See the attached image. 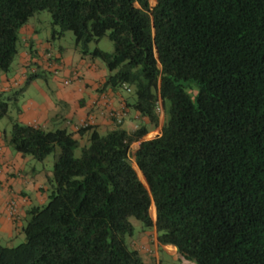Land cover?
Listing matches in <instances>:
<instances>
[{"label":"trees","instance_id":"16d2710c","mask_svg":"<svg viewBox=\"0 0 264 264\" xmlns=\"http://www.w3.org/2000/svg\"><path fill=\"white\" fill-rule=\"evenodd\" d=\"M40 11L54 36L72 31L82 54L105 63L104 87H124L148 121L81 126V145L66 128L13 117L9 147L38 161L60 152L47 203L27 210L25 241L0 242V264H146L134 219L197 264H264V0H0V72ZM106 35L113 52L89 47ZM22 96L0 93V120L22 111ZM160 106L162 130L143 140Z\"/></svg>","mask_w":264,"mask_h":264},{"label":"crops","instance_id":"0c3cea01","mask_svg":"<svg viewBox=\"0 0 264 264\" xmlns=\"http://www.w3.org/2000/svg\"><path fill=\"white\" fill-rule=\"evenodd\" d=\"M20 34L22 42L18 57L11 70L0 75V93L21 89L24 96L29 87L38 92L37 96L29 95L21 101L22 111L17 115L20 122L46 129L66 128L77 139H81L78 130L86 121L102 132L116 128L118 124L110 115L113 110L125 109L122 127L129 131L148 121L127 105L131 99L129 93H122L121 88L104 87L109 71L97 58L83 56L76 48L71 53L62 48L50 51L48 43L39 40L32 23L24 25ZM53 60L54 63L51 62ZM49 73L54 83L46 89L41 81L49 83ZM68 80L70 82L66 83ZM162 126L160 120V126L151 128L148 134L162 130ZM3 130L0 129V236L11 237L22 225L27 210L33 205H43L48 200L52 170L38 168L29 157L13 152L4 141ZM146 136L143 140L157 135ZM139 144L134 142L132 148L138 149ZM13 199L18 203L16 217L11 215L9 209ZM151 213L156 220L154 206ZM132 244L140 251L146 264H168L170 260L190 263L179 254L177 247L159 242L156 227L144 230L140 224Z\"/></svg>","mask_w":264,"mask_h":264},{"label":"rangeland","instance_id":"374dc122","mask_svg":"<svg viewBox=\"0 0 264 264\" xmlns=\"http://www.w3.org/2000/svg\"><path fill=\"white\" fill-rule=\"evenodd\" d=\"M150 5L153 7L156 5L157 0H149ZM28 23H32V27L35 30L36 35L39 37V40L44 41L45 44L48 43V47L50 49V51H55L62 48L65 52H69L71 53L72 50H74V48H76L75 46V36L73 34L72 31H65L62 35L61 34H56L54 36L53 33V25H52V16L51 13L49 11H40L38 13H36L30 20ZM21 42H22V35L20 34V42H19V48L21 46ZM89 47L93 50L95 47H99L100 49L107 51V52H113L114 50V44L113 41L110 39L109 35H106L105 37H103L98 43L95 42H91ZM37 48V47H36ZM77 49V48H76ZM78 52L81 53V51L79 49H77ZM51 52V53H52ZM53 55V54H51ZM83 56H86L85 54H82ZM90 55V54H87ZM18 57V55L16 56V58ZM55 55H54V60H55ZM15 58V59H16ZM51 61V62H55V61ZM97 60L99 62H102V64L105 65V63L97 58ZM55 67H53L54 69ZM55 71V69H54ZM81 73V72H80ZM1 74H5V72H0ZM47 77L49 78L48 81L49 83H47L45 80L41 81L43 84V86H45V88L47 89L48 86H52L54 83L53 80V76L51 75V73H49L47 75ZM31 88V89H30ZM49 90V89H48ZM122 91V93H129L125 88L121 87L120 89ZM50 91V90H49ZM37 90L33 87H29V91L27 93H25L24 96H22V100L23 101L26 98H28L29 95L32 96H37ZM130 94V93H129ZM160 115H161V121L164 122L165 121V111L163 109L162 106H160ZM18 115V113L11 109V111L9 112L8 115H6L5 117H3L0 120V129H7L9 131V135H10V129H11V119L14 117L16 118ZM63 125V124H62ZM161 132V129H159L157 132H152L150 134H148L146 137H154L155 135H158L157 133ZM88 137V134H86L84 136V138H81V145L84 144V142L86 141ZM13 152L16 153V150H14L13 148L11 149ZM60 149L58 148L57 151H55L54 153L50 154L44 161H38L37 159L33 158L32 156L27 155V157H29L32 161V164L36 165L38 168H43L46 171H51L53 172V167L56 161V157L59 154ZM76 156H79L81 154V146L79 148L76 149L75 151ZM133 165L135 167V169L137 170V163L134 160V158L132 159ZM48 201V200H47ZM47 201L44 203L46 204ZM152 210H153V206H152ZM27 215V214H26ZM135 226L138 228L139 225L141 224L140 222H138L137 220H133ZM27 223V219L22 220V225L19 227V229L14 233L13 236L11 237H7V236H0V242L3 245H11V246H16L20 243H22L23 241H25V233L22 229V226L25 225ZM190 263H187L186 261H181V260H170V262H168V264H197L195 261L192 260H188Z\"/></svg>","mask_w":264,"mask_h":264},{"label":"built area","instance_id":"2783aa9c","mask_svg":"<svg viewBox=\"0 0 264 264\" xmlns=\"http://www.w3.org/2000/svg\"><path fill=\"white\" fill-rule=\"evenodd\" d=\"M70 80L66 81V83H69ZM110 115L112 118H114V120L116 121V123H122L124 120V117L126 115L125 109L123 110H113L110 112ZM90 124V121H86L82 126H88ZM9 209H10V213L12 216H15L17 214L18 211V203L16 200H11L9 203Z\"/></svg>","mask_w":264,"mask_h":264},{"label":"water","instance_id":"95a60500","mask_svg":"<svg viewBox=\"0 0 264 264\" xmlns=\"http://www.w3.org/2000/svg\"><path fill=\"white\" fill-rule=\"evenodd\" d=\"M164 123V122H163ZM137 173H138V175H139V177H140V179H141V181L144 183V185L145 186H147L148 188H149V185H148V182H147V179H146V177H145V175H144V173H143V171L140 169V167L138 166V164H137ZM153 206L156 208V206L153 204Z\"/></svg>","mask_w":264,"mask_h":264}]
</instances>
